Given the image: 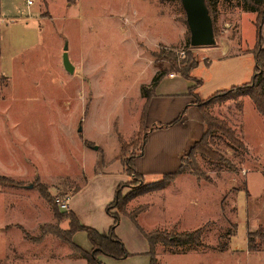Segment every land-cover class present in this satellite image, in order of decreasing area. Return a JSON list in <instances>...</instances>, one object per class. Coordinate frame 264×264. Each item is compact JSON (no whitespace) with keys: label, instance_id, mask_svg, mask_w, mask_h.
<instances>
[{"label":"rangeland","instance_id":"obj_1","mask_svg":"<svg viewBox=\"0 0 264 264\" xmlns=\"http://www.w3.org/2000/svg\"><path fill=\"white\" fill-rule=\"evenodd\" d=\"M27 1L33 3L29 8ZM218 1V8L212 7L215 44L191 48L183 36L187 29L179 0H18L13 21L0 26V176L15 184L0 186V264H86L63 240L40 236L42 226L66 230L67 221L54 219L38 183L52 199L72 197L69 210L75 207L80 225L95 230L112 200L106 201L103 214L88 209L95 210L106 197L113 199L118 186L120 197L130 198L161 180L126 175L122 181L114 161L118 135L126 144L125 157L141 147L144 85L154 81L153 68L156 78L170 67L159 52L172 51L180 62L179 53L191 51L198 62L191 77L201 81L200 99L251 80L255 15L246 13L242 0ZM220 40L226 42L225 52L218 47ZM64 45L73 74L61 68ZM174 76L161 82L183 83ZM208 109L235 130L251 154L244 147L231 148L217 134L211 147L221 159L195 155L199 177L185 170L170 188L135 196L124 209L135 214L146 208L140 218L146 232L180 233L209 222L204 249L161 246L156 264H264V252L247 250L249 232L264 229V205L257 199L249 209L245 191L252 198L264 192V122L247 97L221 100ZM184 161L186 166L189 160ZM257 164L261 173L255 172ZM123 219L122 232L127 229ZM73 244L91 251L83 232L75 234ZM126 250L138 249L127 243Z\"/></svg>","mask_w":264,"mask_h":264},{"label":"trees","instance_id":"obj_2","mask_svg":"<svg viewBox=\"0 0 264 264\" xmlns=\"http://www.w3.org/2000/svg\"><path fill=\"white\" fill-rule=\"evenodd\" d=\"M204 2L212 21L213 33L215 37V27L213 22L212 10V7L215 3L213 0H204ZM241 5L242 8L247 12L255 14L256 33L255 45L252 50L255 61L253 76L248 83L242 84L241 86L231 87L227 90L215 92L206 100L201 101L198 98L196 99V105L200 109L205 127L204 134L198 142L193 144L188 153L181 159V166L178 168V170L174 173L163 175L161 180L153 183L148 190H138V192L133 193L130 198L120 197V186H118L115 190V195L112 201L106 207V214L111 218L112 221L106 235H101L91 228L80 225L76 217L70 211L60 213L58 211V206L55 203V199H52L50 197L43 184L38 183L36 185V189L41 198L50 206L54 219H64L67 221L66 230H59L52 225L42 226L40 228V236L50 234L53 237L63 240L72 248V251L75 255L85 259L86 264H101L97 259L98 256L111 258L113 260H125L129 257V254L126 251L123 243L117 238L115 234V229L119 223L120 216H125L134 224V226L139 230V232L145 239L148 245L147 255L150 259L149 264H156L154 248L157 244L175 250L184 248H201L203 246L200 240V236L203 230L202 228L194 230L192 232L180 233H176L174 229H172L170 232H144L141 228L138 227L135 219L137 214L145 211L146 208L138 209L134 214L133 212L126 213L124 206L128 202V200H131L135 196L149 192L165 190L174 182L175 178L182 172H185V170L188 171L191 175L199 177L200 170L198 169L197 164L194 161L195 155H201L202 157L211 161H218L219 159H221V156L211 147L212 139H214V136L217 134L222 136V138L229 143L231 148L243 149L242 143L237 139L235 130L232 129L225 120L215 118L208 112V108H210L213 103L228 99L237 101L241 98L247 97L252 101L255 110L261 116L264 122V49H262V39L260 34L264 22V0H242ZM187 41L188 46H190L189 32H187ZM159 53H161V55L164 56V59L168 61L170 67L169 70L161 72L156 78L154 76V81L152 82L149 90L144 89L143 98L145 99V101H147V99L150 97L151 91L156 86L158 81L165 75L171 74L173 70H175L176 74H178L181 78L191 82L194 81V86H192L189 91V93L193 94L194 89L201 85V81H197L191 77V72L198 65L197 60L192 57L191 51H185L184 57L180 62H178L179 60L177 59L176 54L172 51L168 53L161 51ZM145 108L146 106L144 104L142 106L139 118L138 133H142L143 139L141 147L138 149V153L125 157V154L127 153L126 144L125 141L118 135L120 148L116 159L121 163L126 175L128 176L138 177L134 171L133 160L137 156H141L142 147L145 143L146 129L143 126ZM178 120L179 119H176L174 122H177ZM185 158L189 160L188 163H186V166H184ZM139 179L141 180V178ZM0 186L13 187L15 186V184L10 178L0 176ZM113 210H115V213H112ZM79 232L85 233L87 237V240L91 247V251L89 253L81 250L72 242V237ZM255 237L258 239L257 244H254L255 242L253 243L252 241ZM263 249L264 234L263 232H261V229H259V232L249 233L247 236V250L249 252H259ZM221 251H223V249H221Z\"/></svg>","mask_w":264,"mask_h":264},{"label":"crops","instance_id":"obj_3","mask_svg":"<svg viewBox=\"0 0 264 264\" xmlns=\"http://www.w3.org/2000/svg\"><path fill=\"white\" fill-rule=\"evenodd\" d=\"M213 1L215 3L214 8L216 7L217 9L219 6V1L218 0H213ZM28 2L29 1H27L25 5L27 8L33 5V3L28 5ZM222 6L223 8H225L223 3H222ZM18 12H19L18 0H0V26H3L5 22L13 21L12 19L15 18V15ZM25 26H27V23L25 24ZM225 26L226 25L224 24L223 29H222L223 30L222 32L224 33L227 32V29L225 28ZM186 29H187V26H186ZM263 31H264V28H263ZM2 32L3 30L0 27L1 36H2ZM187 32H188V29H187ZM187 32L183 31V36L185 35L186 37ZM225 43H226L225 41L220 40V43L218 45V47L223 49V52L226 51ZM263 47H264V44H263ZM0 49H1V46H0ZM61 55H60V63H61ZM67 55H68V52H67ZM222 55L223 54H221V56ZM79 61H80V58H79ZM61 68L63 70V67ZM151 74H152L151 78L153 79L155 76L154 68ZM169 75L170 74H167L165 76L171 80L175 77L174 75L176 74H173L172 77H169ZM161 80L162 79H160L158 83L156 84V86L153 88V90L151 91V95L147 99V101L143 99V103H142V106L144 104L146 106L145 114H144V122H143L144 124L143 126L146 129V138H145V143L142 147L141 156H137L133 160V167H134L135 174L141 179H144V177L146 176H153V177L161 176L162 177L163 175L176 172L178 168L181 166V159L188 153L189 149L193 146V144L198 142L202 138L204 134V130H205L203 119H202V114L200 112V109L196 105L197 98L199 100H204V99H200L198 96V92H200V86L194 89L193 94H191L189 93V91L193 83L190 84V81L182 79L184 80L183 83L174 82V83H170L166 85L165 83L161 82ZM151 85L152 83H149V82L146 83L144 85V89L149 90ZM176 119H179V120L177 122H174ZM150 125H152V127L149 129ZM240 142L242 143L245 149V152L247 154H251L247 146L242 141ZM117 155L114 157V161L118 162L122 170L120 177L122 178V181H124L127 179V177H126L125 172L123 171L124 170L123 166L116 159ZM255 158L258 159L257 157ZM259 165L258 164L256 165L258 169H256L255 172L261 173L262 170H259ZM249 173H250V170L245 175V178L248 176ZM181 177H182V174L178 175L177 178H175V181L171 185H169L167 188H170L172 185L176 184V182ZM187 178H189L190 180H194L192 179L191 176H187ZM194 181L197 182L196 180ZM118 183L119 182L117 180V182H115L114 184V188H116ZM245 191H246V199H248L249 209L252 204H256L257 199L260 202H262V204L264 205V192H262L258 198H255V197L252 198L249 195L247 188H245ZM67 198H68V202H70L72 199V197H67ZM111 198L112 197H106L105 201H101V204L97 205L95 210L93 211L91 209H88V210L92 213L103 214V207L106 204V201L110 202L112 200ZM69 208H70V203H68V211H70ZM71 209L72 210L70 212L72 214L74 213L77 219H79L80 221V216L77 212V209L75 207H72ZM146 212L147 210L140 213L135 219L138 227L141 228L142 230L143 228L140 225V218ZM120 217L124 218L123 220L125 221H124L123 226L127 227V229L124 232L119 231V228H120L119 225L122 226V222H123L122 220H120L119 224L117 225L115 229V234L117 238L123 243L125 249L128 243L130 247H132V245H135L138 250L134 252H128L129 257L126 258L125 260H113L111 258L103 257L101 260H99L100 263L101 264H125V262H129L130 264H149L150 259H149V256L147 255L148 245L145 239L143 238L139 230L134 226V224L127 217L125 216H120ZM111 222L112 221L109 218V216L107 215L105 216L104 214L103 217L102 215L100 216V219L97 222L98 223L97 226H93V227L95 228V231H97L99 234L106 235L111 225ZM208 223L209 222H207L205 226L203 227L199 226L197 228V229H200V228L203 229L202 234L200 236V240L203 246L201 248H191L194 250V252L196 250L204 249L206 246L204 244L203 239L206 236L205 233L208 228L207 227ZM258 226H260V224ZM260 227L262 228L263 230L262 232L264 234L263 227L262 226ZM143 231L146 232L145 230ZM192 231L194 230L183 231V232H192ZM253 232L254 230L250 231L249 233H253ZM73 237H72V242H73ZM125 241H128V242H125ZM161 246L162 245L157 244L154 248L156 260H158L157 255H156V252H157L156 250L158 248H161ZM259 252L261 253L264 252V249ZM250 253H254V252H250Z\"/></svg>","mask_w":264,"mask_h":264},{"label":"water","instance_id":"obj_4","mask_svg":"<svg viewBox=\"0 0 264 264\" xmlns=\"http://www.w3.org/2000/svg\"><path fill=\"white\" fill-rule=\"evenodd\" d=\"M179 1L184 12L185 23L189 32L190 47L197 48L214 45L215 38L212 21L204 0ZM62 50L61 65L67 73L73 74L74 67L68 59L67 45H64Z\"/></svg>","mask_w":264,"mask_h":264},{"label":"built area","instance_id":"obj_5","mask_svg":"<svg viewBox=\"0 0 264 264\" xmlns=\"http://www.w3.org/2000/svg\"><path fill=\"white\" fill-rule=\"evenodd\" d=\"M30 4V2H28V5ZM184 51L179 53V58L184 57ZM173 74H170L169 77H172ZM68 198L64 197L63 199H55V203L57 204L59 210H63V212H67L68 211Z\"/></svg>","mask_w":264,"mask_h":264}]
</instances>
